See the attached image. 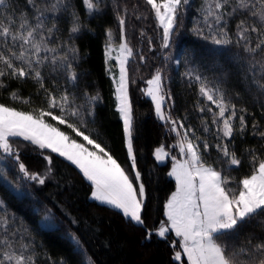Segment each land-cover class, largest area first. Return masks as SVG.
I'll list each match as a JSON object with an SVG mask.
<instances>
[{
  "label": "snow or ice",
  "instance_id": "1",
  "mask_svg": "<svg viewBox=\"0 0 264 264\" xmlns=\"http://www.w3.org/2000/svg\"><path fill=\"white\" fill-rule=\"evenodd\" d=\"M80 3L90 17L103 12L104 0H80ZM144 3L150 6L160 29V48L169 49L190 0H144ZM26 4L32 12L31 17L27 12L17 16L12 0H0V10H3L0 11V92L8 88L11 81H30L36 87L35 95L42 98L45 107L23 111L0 103V187L6 185L18 200L31 201L32 215L39 216L41 202L26 187L21 190L18 183L45 185L53 171L51 154H56L74 166L89 183V199L118 211L127 223L143 229L145 241H151L155 236L168 243L173 249L172 260L177 264H185V258L187 264H264V128L254 113L234 102L240 98V93L230 95L223 87V80H209L193 69L182 74L189 86L197 85L198 99L194 110L210 117H199L200 131L213 138L210 144L205 136L197 134L191 123L185 127L187 114L185 119L173 117L175 101L167 86L164 69L157 68L147 79L143 94L153 102L156 118L167 127L169 134L175 135L176 143L172 147L178 149L181 157L178 159L163 145L154 149L158 163L171 160L172 167L167 175L175 181V190L164 205L165 220L156 226L146 212L148 192L137 167L134 146L128 64L136 53L126 37L129 9L125 6L120 10L113 0L120 42L117 45L116 34L106 28L104 43L107 60L114 59L119 72L117 78L113 70L108 69L115 85L116 108L123 123L128 158V168H125L108 147L92 138L88 129V121L94 120L95 109L102 101L100 93L93 95L85 90L80 97L76 94L83 73L78 71L81 56L75 39L82 31L93 30L82 24L74 0H26ZM198 15L191 31L214 45L235 43L247 54L244 91L254 103L258 99L264 116V0H201ZM60 16L70 22L68 39L57 37L53 41L59 27L54 22L49 26L45 21ZM141 17L142 14L136 16L137 19ZM233 18L236 19L234 33L229 29ZM140 36L146 37L143 29ZM148 44L150 49L154 47L151 38H148ZM113 52L117 54L113 56ZM168 59L165 55L164 60ZM140 60L144 61L145 57L140 55ZM46 80L56 91L47 86ZM58 80L71 85L72 90L58 85ZM253 89L256 96L251 95ZM8 95L11 101L25 105L33 103L31 96H21L19 89ZM246 117L252 119L251 132ZM49 119L58 125H66L86 143L74 139ZM245 133L258 138L260 143L258 147H245L237 155L236 138L244 139ZM17 138L41 155L46 163L43 172L30 171L21 160L20 150L13 142ZM212 149L216 152L214 158H211ZM47 151L51 154L45 155ZM206 155L214 163L208 162ZM244 161L250 172L237 180L230 173L239 171ZM9 167L17 174L16 181L9 179ZM45 212L47 214L37 222V231L60 232L62 222L57 223L50 209ZM70 219L73 225L78 223L75 218ZM245 225H253L255 231L245 233L237 242L239 230ZM170 235L174 239L170 240ZM66 239L73 251L86 255L75 233L68 232ZM40 261L65 264L63 258L52 260L40 249L31 229L21 218L8 212L0 198V264H38ZM87 261L94 264L91 257H87Z\"/></svg>",
  "mask_w": 264,
  "mask_h": 264
},
{
  "label": "trees",
  "instance_id": "2",
  "mask_svg": "<svg viewBox=\"0 0 264 264\" xmlns=\"http://www.w3.org/2000/svg\"><path fill=\"white\" fill-rule=\"evenodd\" d=\"M77 10L81 16L82 24L93 31H82L75 39V44L80 49L81 59L79 69L83 73L80 79L77 97L87 90L90 94L100 93L102 101L95 109L94 120L88 121V129L92 138L98 139L118 161L128 168V158L124 147L123 123L116 108L114 95L115 85L108 71V60L105 56V29L111 28L116 34V42L119 43V28L113 11V0H104L102 14L94 18L86 14V9L81 5L80 0H74ZM14 12L17 16L21 12H27L31 17L32 12L28 9L26 0H12ZM115 4L122 10L125 6L129 9L126 19V37L136 55L129 59V94L132 101L135 138L134 146L137 152V167L142 173L143 180L148 192V202L146 212L152 218V223L158 226L160 221L165 220L164 205L175 190V181L167 175L171 169V160L165 163H158L153 155L154 149L164 145L169 147L176 141L174 134H169L167 127L162 125L154 114V104L143 94L146 88L147 79H150L157 68L164 69L167 86L171 91V96L175 101L172 109L174 118L187 120L185 127L191 123L197 130L198 135L205 136L209 143H213V138L208 137L200 131L199 117H208L207 113L200 114L194 110L198 96L197 85L189 86L187 79L182 75L188 69H193L199 74L208 77L209 80H223V87L231 95L234 92L240 93V98L235 99L238 107L243 105L250 113L255 114V118L264 128V116L261 114L259 102L254 103L249 98V93L244 91L247 80V54L235 43L228 46H218L205 40L191 31L196 20L199 19L201 0H190L183 16L180 18V26L169 49H161L160 29L157 27L154 15L150 6L144 0H115ZM3 11V10H0ZM133 11L135 15H133ZM140 19L136 16L141 15ZM18 22V21H17ZM56 23L59 31L52 38L53 41L59 37L62 40L68 39L69 20L60 16L55 20L49 19L45 23L51 25ZM236 19L229 23V29L234 33ZM146 33V37L140 36V31ZM148 38H151L152 47L149 48ZM140 55L145 57L140 60ZM168 55L169 59L164 60ZM180 63L176 64L175 61ZM257 75H259L257 71ZM48 87L56 91V88L46 80ZM58 85L69 87L64 81L58 80ZM19 89L23 97L31 96L33 103L30 105L21 104L18 101H11L8 93ZM36 87L32 82L18 83L9 82V87L0 92V103H5L16 107L19 110L30 111L33 108L45 107L42 98L35 95ZM256 96L255 89L251 92ZM82 103L81 100H78ZM203 104L204 101L200 100ZM59 114V113H57ZM249 123L248 131L251 132L252 119L246 117ZM50 123L57 124L62 131L67 132L74 139L82 141L66 125H58V122L49 119ZM75 122V121H72ZM83 130V129H81ZM85 134H89L86 132ZM259 139L245 133L244 139L236 138V152L240 155L245 147H258ZM20 150L21 160L32 172H43L46 163L41 155L34 148L25 144ZM51 154L50 151L45 155ZM52 155V174L45 185L37 186L29 184L27 186L21 181L18 187L21 190L29 191L41 204L39 216H33L30 210L31 201L18 200L8 190L7 186L0 187V198L7 205V210L21 218L31 229L40 249L49 254L52 260L63 258L65 264H89L87 257H91L94 264H177L172 260L173 249L168 243L153 236L151 241L144 240L143 229L133 227L127 223L118 211L111 210L107 206H100L94 200L89 199L90 185L82 177L79 171L64 161L56 154ZM216 156L214 149L211 150V158ZM207 155L205 159L214 163ZM250 168L246 161L242 162L239 171L233 170L230 175L237 180L249 174ZM9 179L16 181L17 174L9 167ZM71 185V187H69ZM45 209H50L57 223H61L58 233L37 231V222L47 213ZM63 209V211H61ZM71 218L77 220L73 225ZM253 225L243 226L237 237L240 242L245 233H253ZM75 233L81 240L86 255L73 251L71 244L66 239L67 233ZM169 239H174L170 235ZM178 250V249H177ZM43 264V261L38 262ZM185 264H187L185 258Z\"/></svg>",
  "mask_w": 264,
  "mask_h": 264
},
{
  "label": "rangeland",
  "instance_id": "3",
  "mask_svg": "<svg viewBox=\"0 0 264 264\" xmlns=\"http://www.w3.org/2000/svg\"><path fill=\"white\" fill-rule=\"evenodd\" d=\"M115 43L118 45L119 43H117L116 41H115ZM117 53L116 52H113V56H115ZM108 68H111L112 70H113V72L116 74V76H117V78H118V75H119V72H118V67L116 66V61L113 59L112 61H108ZM147 87V86H146ZM14 146L15 147H18V148H22L25 144H27L26 142H22V141H20L18 138L17 139H14ZM79 142H82V143H86V142H84L83 141V139H82V141H79ZM176 143V141L173 143V144H175ZM173 144H171L169 147H166V146H164L165 147V149L166 150H169V151H171V153L173 154V155H176L177 156V158L179 159V158H181L180 157V154H179V151H178V149L177 148H173L172 147V145ZM171 167H172V162H171ZM171 170V169H170ZM173 179V178H172Z\"/></svg>",
  "mask_w": 264,
  "mask_h": 264
}]
</instances>
